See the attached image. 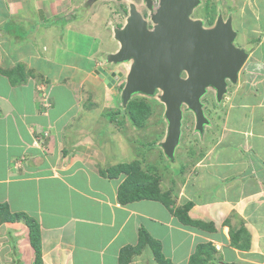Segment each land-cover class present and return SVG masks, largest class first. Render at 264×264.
Returning a JSON list of instances; mask_svg holds the SVG:
<instances>
[{
    "label": "crops",
    "instance_id": "0c3cea01",
    "mask_svg": "<svg viewBox=\"0 0 264 264\" xmlns=\"http://www.w3.org/2000/svg\"><path fill=\"white\" fill-rule=\"evenodd\" d=\"M20 1L27 15L7 11L0 22L17 18L16 26L24 28L20 23L28 18V25H34L27 36L16 33L12 46V35L0 30V264L34 263L25 215L37 223L41 264H163L160 255L171 264H189L197 247L195 264H264L262 184L245 193V186L238 182L232 188L224 178L205 198L196 197L201 186L189 196L169 197L173 204L168 207L147 198L120 202L118 189L127 173L118 167L129 163L132 142L122 143L112 122L125 118L133 127L128 112L121 114L118 84L123 79L108 87L95 74L104 60L88 57L93 50H85L86 60H79L80 52L72 46L73 53H63L57 61L54 46L41 57L35 43L48 46L49 24H63L67 31L73 23V12L53 20L47 16L62 14L73 3ZM39 29V36L45 34L32 40ZM261 46L255 72L264 75ZM92 86L100 92L90 102ZM251 173L253 181L264 175ZM240 177L244 173L232 180ZM186 201L192 202L189 218L210 223L208 227L183 225L169 210Z\"/></svg>",
    "mask_w": 264,
    "mask_h": 264
},
{
    "label": "rangeland",
    "instance_id": "374dc122",
    "mask_svg": "<svg viewBox=\"0 0 264 264\" xmlns=\"http://www.w3.org/2000/svg\"><path fill=\"white\" fill-rule=\"evenodd\" d=\"M38 1L42 2L43 0ZM66 1L63 2L66 4ZM200 1V4L191 13V19H200L204 22L205 27L209 28L214 25L219 15L223 19L231 16L233 29L237 33L233 43L243 45L250 54V59L239 70L236 83L227 81L226 92L220 101L216 100L215 89L211 86L207 88L200 99L204 115L208 120L202 130L196 128L193 112L185 104L182 105L181 134L173 159L164 155L161 147L167 129V121L164 116L165 103L161 99L162 90L155 89L152 95L133 94L130 98L131 109L135 112L137 124L134 125L130 122L134 128L126 125L128 122H125V118H117L112 122V125L120 133L119 138L122 139V143L126 145L130 141L132 142V157H130L129 163L122 162L120 166L127 173L126 179L131 186H133L131 181L135 187L144 188L155 183L157 193H166L169 197H186L189 196L190 190L202 186L203 189L199 188L196 197L205 198L212 194L218 186L212 185L217 180L224 178L231 180L232 188L239 182L246 187L244 192L249 189L248 192L251 193V188L264 185V175L261 181L258 179L253 181L247 175L251 171L253 173L258 170L264 171V75L255 72V63L263 48L261 45L264 43H260V41H264V0ZM13 2L17 6H14ZM71 2L73 4L69 5L68 11L47 16L48 19L53 20L66 16L67 12L69 15L73 12L71 19L73 23L68 26L70 29L67 31L63 24H49L51 26L45 29L49 35L48 46L42 41L35 43L41 57H45L46 48L49 47V51H51L56 46L58 50L54 51L56 55L54 58L58 61L59 56H64L63 53L66 52L73 53L72 46H77L75 49L80 52L79 60L81 58L86 60L85 50L94 52L99 47L100 50L95 56L91 55V52L88 57L93 61H103L104 55H109L106 53L118 49V42L113 38V31L125 23L131 5L150 28L153 26L151 15L158 7V0H151L152 8H148L144 0H69V3ZM24 8L25 5L20 0H0V22L6 16L7 11L13 15H27ZM15 20L17 21V18ZM15 20H9L10 23L4 27L3 23L0 24L2 33L7 36H9L8 34L12 35L9 37L13 42L10 43V46L15 43L13 40L18 38H15L17 34L21 33L22 35L19 34V36H23V34H27L29 27H34V25L33 27L28 25L31 23L28 18L25 19L26 22L24 20L20 23L24 28L16 26L18 23ZM40 31L42 30L30 33L33 36L32 40L45 34L43 32L39 36ZM63 49L67 51H63ZM130 63L128 61L123 64L124 72L128 71ZM89 64H91L90 61ZM118 85V88L121 89L123 81ZM85 87H87L86 84L82 85V89ZM91 91L94 94L88 96L90 102L100 92L93 86ZM86 102L89 103V101ZM120 104L122 105L124 102L121 100ZM127 110L124 107L121 114ZM128 119L131 120L129 117ZM109 152L110 150H108ZM243 173L244 177L237 178L239 181L232 180V177H238ZM253 173L251 174L253 175ZM198 176L201 178L198 179ZM162 177H164L163 180H161ZM162 181L165 187L162 186ZM15 263H18L17 260ZM15 263L12 261L2 264Z\"/></svg>",
    "mask_w": 264,
    "mask_h": 264
},
{
    "label": "water",
    "instance_id": "95a60500",
    "mask_svg": "<svg viewBox=\"0 0 264 264\" xmlns=\"http://www.w3.org/2000/svg\"><path fill=\"white\" fill-rule=\"evenodd\" d=\"M144 1L152 8L151 0ZM199 3L200 0H158L150 29L131 5L125 24L113 31L119 47L106 57L111 65L131 62L121 90L124 104L135 93L152 95L155 89L162 90L167 129L161 147L169 159H173L180 139L182 105L193 112L196 128L202 130L208 120L201 97L211 86L220 101L227 80L237 81L238 71L248 57L243 48L233 44L236 32L230 17L224 22L219 16L209 28L203 26L202 20L190 18ZM95 74L106 77L109 87L122 76L118 67L109 73L99 67Z\"/></svg>",
    "mask_w": 264,
    "mask_h": 264
},
{
    "label": "trees",
    "instance_id": "16d2710c",
    "mask_svg": "<svg viewBox=\"0 0 264 264\" xmlns=\"http://www.w3.org/2000/svg\"><path fill=\"white\" fill-rule=\"evenodd\" d=\"M74 17L76 18V15H74ZM9 18L3 22V27L5 25H7V23L9 24ZM28 34V31H27ZM25 36H27L25 34ZM21 65H18L17 67H19ZM127 112L129 114V118L131 119L130 121L132 122V124H137L136 121V117L134 116V111H132V105H131V100H129L127 102V104L125 105ZM121 169V171L123 170V168L120 166L118 167V170ZM124 171V170H123ZM130 178V177H129ZM131 179V178H130ZM128 180L125 179V181L122 182V184L119 186L118 189V199L120 200L121 203L124 202H129L131 200H135V199H141V198H147V199H155V200H159L161 201L164 205H166L167 207L169 206V203L171 204V201H168L169 196L162 193H157L156 189H155V183H153L151 186L148 187H135L134 183L131 181V183L133 184V186H131V184H128L127 182ZM192 206V202L191 201H186V203L182 204V205H177L174 207H170L171 209H169L174 216L177 218V220L183 224V225H195L198 227H208V225H210V223H205L202 221H195L193 219H190L189 216L187 215V212L189 210V208ZM17 216V215H16ZM18 217V216H17ZM25 219L24 221L26 222L27 226L29 227V236H30V242L31 245L34 248L35 251V260L33 264H41L40 262V248L39 245L37 244L38 241V230H37V223L30 218L29 216H24ZM148 237V236H147ZM37 238V241H35V239ZM143 240V239H142ZM157 243H155V256H159L160 254L158 253L159 248L156 247ZM199 249V250H198ZM127 250V251H126ZM128 248L123 249L122 254H124L125 252H128ZM200 251V247H197L195 252L191 255L189 261V264H195L198 259L200 258V256L198 257V252ZM197 254V255H196ZM161 257V261L163 262V264H171V261L169 259H165L163 260V256L160 255ZM195 259V260H194Z\"/></svg>",
    "mask_w": 264,
    "mask_h": 264
},
{
    "label": "clouds",
    "instance_id": "9594fccd",
    "mask_svg": "<svg viewBox=\"0 0 264 264\" xmlns=\"http://www.w3.org/2000/svg\"><path fill=\"white\" fill-rule=\"evenodd\" d=\"M200 2H201V1H200ZM145 4H146V3H145ZM199 4H200V3H199ZM199 4H198V5H199ZM198 5H197V6H198ZM197 6H196V7H197ZM194 8H195V7H194ZM194 8H193V10H194ZM193 10H192V12H193ZM128 14H129V10H128ZM127 16H128V15H127ZM219 16H221V15H219ZM126 18H127V17H126ZM126 18H125V22H126ZM190 18H191V14H190ZM221 18H222V20L225 22L229 17L226 18V19H223V17L221 16ZM230 18H231V25H232V23H233V19H232L231 16H230ZM202 22H203V21H202ZM215 22H216V21H215ZM124 24H125V23H124ZM124 24H123V25H124ZM214 24H215V23H214ZM123 25H122V26H123ZM122 26H121V27H122ZM203 26L205 27L204 22H203ZM121 27H120V28H121ZM147 27H148V26H147ZM148 28L150 29V27H148ZM232 29H233V26H232ZM233 30H234V29H233ZM234 31H235V30H234ZM235 32H236V31H235ZM236 34H237V33H236ZM113 38H114V37H113ZM235 38H236V36H235ZM235 38H234V40H235ZM114 39H115V38H114ZM117 42H118V41H117ZM233 42H234V41H233ZM233 44H234V43H233ZM234 45H235L236 47H238V48H243V49L246 51V49L243 47V45H238V44H234ZM118 47H119V43H118ZM114 52H115V51H113V52H109V53H107V54H111V53H114ZM246 52H247V51H246ZM247 54H248V57H247L245 63L243 64V66L246 64L247 60L250 59V58H249V57H250V54H249L248 52H247ZM106 57H107V56H106ZM106 57H104V59H103V60H104V61H103V66H100V67H102V68H103L104 70H106L107 72H108V71L110 72L114 67H118V66L121 67V65L123 66V64L125 63V62H124V63L117 64V65H113V64L111 65V63L108 64V62H106ZM243 66H242V67H243ZM106 67L109 68V69H106ZM119 67H118V69H119ZM242 67H241V68H242ZM98 68H99V67H98ZM119 70L122 72V76H121L118 80H116V82L119 81L120 79H123L122 81H123V85H124L125 76H126V73H127L128 71L126 70V72H124V71H122V69H119ZM128 70H129V69H128ZM238 73H239V71H238ZM182 76H184V74H182ZM103 78L105 79L106 82H108V85H109L110 81H107V80H106V77H103ZM237 78H238V76H237ZM227 81H229V80H227ZM116 82H115L114 84H112V86L115 85ZM230 82H231V81H230ZM231 83H232V82H231ZM235 83H236V82H235ZM112 86H111V87H112ZM108 87H109V86H108ZM122 88H123V86H122ZM122 88H121V89L119 88L120 96H121V90H122ZM215 96H216V95H215ZM130 98H131V97H130ZM120 100H121V97H120ZM129 100H130V99H129ZM129 100H128V101H129ZM216 100H217V98H216ZM217 101H218V100H217ZM126 104H127V103H126ZM123 106L125 107L124 104H122V107H123ZM124 107H123V109H124ZM163 153H164V152H163ZM164 155H165V154H164ZM17 262H18V263H16V264H20V263L22 264V262H20V261H17Z\"/></svg>",
    "mask_w": 264,
    "mask_h": 264
},
{
    "label": "flooded vegetation",
    "instance_id": "af4514ba",
    "mask_svg": "<svg viewBox=\"0 0 264 264\" xmlns=\"http://www.w3.org/2000/svg\"><path fill=\"white\" fill-rule=\"evenodd\" d=\"M108 73H109V71H108Z\"/></svg>",
    "mask_w": 264,
    "mask_h": 264
}]
</instances>
